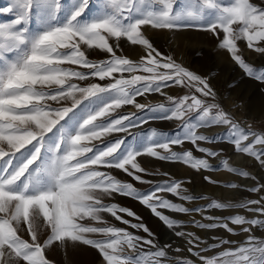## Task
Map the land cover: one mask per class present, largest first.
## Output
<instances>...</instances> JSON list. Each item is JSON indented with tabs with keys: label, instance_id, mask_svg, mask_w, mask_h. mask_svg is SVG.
Here are the masks:
<instances>
[{
	"label": "snow or ice",
	"instance_id": "6c2138e0",
	"mask_svg": "<svg viewBox=\"0 0 264 264\" xmlns=\"http://www.w3.org/2000/svg\"><path fill=\"white\" fill-rule=\"evenodd\" d=\"M74 2L65 24L35 34L29 29L33 17L56 18L66 6L64 0H13L11 7L0 9V13H15L12 21L0 23V264H54L49 251L82 245L96 249L101 264H264V238L254 234L264 230V195H260L264 183L256 176H251L254 186L246 190L258 199L213 200L189 208L164 194L182 201L207 198L186 194L183 181L168 172L149 171L138 159L154 157L213 170L209 158H221L223 149L212 146L229 143L264 168V132L241 126L215 102L207 77L164 54L148 35L157 29L198 27L217 38L219 47L249 77L264 82V70L257 74L238 47V41H246L248 49L264 55V0L259 4L253 0H106L112 12L85 24L78 18L89 0ZM125 45L139 46V58H128ZM174 86L188 91L169 95ZM153 93L164 97V102H139L138 98ZM105 97L109 102L86 111L74 128L65 126L66 118L84 101ZM125 106L134 111H120ZM162 108H167L164 115L148 119L176 121L183 134L159 138L143 151L124 150L130 131L148 122L138 120L137 113ZM214 126L224 131L215 135L199 131ZM186 142L205 156L174 150V146L183 149ZM221 162L228 172L250 176L227 160ZM119 173L155 186L141 193L132 182L118 178ZM145 176L168 178L157 181ZM204 179L215 183L208 176ZM116 196H131L150 209L174 237L186 241L187 252L197 260L181 258V248L172 243L161 244L130 208L106 202ZM227 208L244 209L250 215H205L211 209ZM161 209L200 213L209 222L194 221L199 229H223L236 235L230 225L237 226L246 239L203 240L183 230L185 221ZM105 214L135 231L110 223Z\"/></svg>",
	"mask_w": 264,
	"mask_h": 264
},
{
	"label": "rangeland",
	"instance_id": "374dc122",
	"mask_svg": "<svg viewBox=\"0 0 264 264\" xmlns=\"http://www.w3.org/2000/svg\"><path fill=\"white\" fill-rule=\"evenodd\" d=\"M254 3H261V0H253ZM13 0H0V9L11 7ZM65 8L54 19H40L36 16L33 17L30 22L29 29L35 34L39 31H43L45 28L62 26L67 22L72 14V10L75 7L74 0H64ZM179 3V0H178ZM112 9L108 7L106 0H89L87 9L84 11L81 17L78 18L80 24H85L93 20L102 18L103 16L110 14ZM15 18V13L3 12L0 13V23H8ZM181 33H186L189 39L179 38ZM155 46L166 55L172 56L177 63L188 68L190 71L196 74L207 77L216 93V103L220 105L222 109L227 111L241 126L245 128H252L256 132H264V82L257 81L253 77H249L245 71L236 64L231 54L226 50L219 47V40L212 35L206 33L198 27L181 28L174 31L167 29L152 30L148 33ZM0 43H3V38H0ZM238 47L241 50L242 58L246 63L253 66L257 74L261 70H264V55H261L254 51V49H248L246 41H238ZM139 46H127L125 45L124 54L130 59H138ZM95 58V57H94ZM102 58V57H100ZM187 89H180L178 87H172L168 90L169 95H184L187 93ZM141 103L157 104L164 102V97H161L158 93H153L145 98H138ZM153 100V101H152ZM109 102L108 98L103 99L92 98L82 103L75 114H70L71 118H66V127L74 128L75 125L82 119L86 111H94L101 107L104 103ZM261 108V109H260ZM258 110V111H257ZM120 111L130 112L134 111L132 106H125ZM261 111V112H260ZM167 112V108L157 109L153 112L137 113V119L143 120L148 117H159ZM64 124L65 122H61ZM178 122L153 118L148 119V122L140 127L132 129L127 136L126 142L123 145V149L126 150L129 147L143 151L150 143L156 141L159 138L167 137L173 138L177 135H181L184 129L177 127ZM155 130L156 135H152ZM56 130L54 129V132ZM206 135H215L222 133L223 128L214 126L209 129H200ZM52 136V133L49 134ZM122 135V134H118ZM202 146H212L201 142ZM214 147V150L223 149L221 158H209V163L213 165V170L195 169L190 165H186L182 162L172 161H160L154 157H142V167H146L149 171L159 170L160 172H168L169 175L175 179L183 181L182 187L187 190L186 194L198 197H206L207 199H198L193 201H182L179 197L173 196L170 193L164 194L167 199L172 200L174 203H182L185 207L194 208L196 206H206L213 200L221 203H238L247 199H258L259 196L255 193H250L246 189L254 186L255 182L251 179V176H256L257 180L264 183V168H260L258 162L254 158L247 156V154L239 153L235 151L234 146L229 143H220ZM175 151L191 150L193 155L197 158H202L205 154L198 152L193 145L186 142L183 149L180 146H174ZM222 160H227L231 167L240 168L242 171H247L250 176L245 177L236 173L228 172L222 164ZM115 174V173H114ZM208 176L211 181L205 180L204 177ZM118 178L133 183V187L141 192L147 193L152 190L155 185L140 184L133 181L131 177H127L123 173L118 174ZM168 177L163 176H145V179L163 180ZM229 184H237L241 187L239 189H233L227 187ZM260 195H264L261 193ZM120 204L123 207L130 208L138 216L141 217L143 222L156 234L157 240L163 243H172L174 247H180L181 253L178 255L181 258L197 260L191 253L186 250V241L181 238H176L171 233L167 226L163 224L159 218L146 206L142 205L137 199L131 196H116L113 201ZM165 215H169L174 219L185 221V231L194 232L200 236L203 240H211L212 236H219L221 238L236 240L243 242L246 239V235L239 232V228L234 225H230L236 229L237 234L233 235L227 233L225 230H206L195 227L194 221L199 220L201 223H208L204 216L200 213H173L168 209H161ZM243 214L250 215L245 212L244 209H211L208 210L205 215H214L219 217H226L229 215ZM126 219L136 222L134 218L127 217ZM110 223L115 224L118 227L126 228L129 231H135L128 225H124L114 218L108 216ZM140 235L146 236L147 234L140 232ZM257 237L264 238V230H256L254 233ZM79 248L87 249L90 253L96 254L98 257L94 259V264H101L102 257L98 251L91 246L82 245L77 248L68 247L54 248L47 253L49 259L53 260L54 264H84L85 260H81L80 252L83 250ZM213 254L212 252L207 255Z\"/></svg>",
	"mask_w": 264,
	"mask_h": 264
},
{
	"label": "bare ground",
	"instance_id": "6f19581e",
	"mask_svg": "<svg viewBox=\"0 0 264 264\" xmlns=\"http://www.w3.org/2000/svg\"><path fill=\"white\" fill-rule=\"evenodd\" d=\"M185 38V39H189V36H187L186 35V33H181L180 35H179V38ZM261 109V108H260ZM258 111V110H257ZM261 112V111H260ZM261 117H264L263 115H261ZM74 249V248H73ZM80 250L82 249V248H79ZM83 250V252L81 251L79 254H80V256H81V260H85V262L86 263H84V264H94V259L96 258V257H98L96 254H94V253H90L87 249L85 250L84 248L82 249Z\"/></svg>",
	"mask_w": 264,
	"mask_h": 264
},
{
	"label": "crops",
	"instance_id": "0c3cea01",
	"mask_svg": "<svg viewBox=\"0 0 264 264\" xmlns=\"http://www.w3.org/2000/svg\"><path fill=\"white\" fill-rule=\"evenodd\" d=\"M152 101H153V100H152ZM105 218L109 220V218H108L107 216H105Z\"/></svg>",
	"mask_w": 264,
	"mask_h": 264
}]
</instances>
